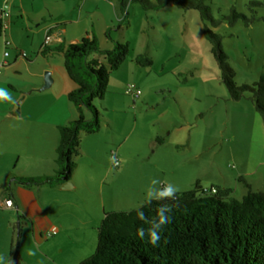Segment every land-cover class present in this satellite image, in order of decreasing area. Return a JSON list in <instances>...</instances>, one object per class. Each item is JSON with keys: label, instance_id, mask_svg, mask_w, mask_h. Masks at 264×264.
Segmentation results:
<instances>
[{"label": "rangeland", "instance_id": "rangeland-1", "mask_svg": "<svg viewBox=\"0 0 264 264\" xmlns=\"http://www.w3.org/2000/svg\"><path fill=\"white\" fill-rule=\"evenodd\" d=\"M102 1L90 5V10L99 9L95 33L102 49L111 50L116 42L128 43L130 54L112 73L105 98L94 101L101 130L82 135V144L86 135H96L95 142L102 138L109 145V156L95 151L90 158L81 151L82 156L76 158L71 183L78 188L68 191L85 199V214L97 202L102 221L109 212L140 209L153 188L162 187L165 181L176 185L179 193L195 189L201 181L209 189L229 190L230 197L238 200L251 191L264 192V117L256 108L253 93L248 92L240 101L233 99L205 34L208 25L222 37L239 85L256 84L264 74V0H204L219 24L205 20L199 9L175 4L156 11L131 2L123 10L120 0H114L119 3L117 8L109 0ZM81 4V0L60 2L61 10L68 14L80 12ZM108 23L112 25L110 36L105 27ZM73 30L78 36L76 24L71 26ZM7 51L12 52L0 44L1 61H10L4 58ZM48 56L54 57L59 85L65 80L76 84L66 70L64 57ZM139 57L150 59L151 64L139 63ZM131 85L142 91L140 98L128 93ZM84 113L89 119L94 117L89 108ZM153 180L160 183L153 185ZM35 189L40 196V188ZM69 212H73L71 208ZM51 222L39 218L38 230L52 242L55 237L48 231ZM71 223H75L74 218ZM33 234V225L24 213L0 206V264L11 263L18 244V264H54L41 257L31 258L27 247ZM98 246L96 241L88 248L87 258ZM63 248L54 245V260L65 258L66 264H73L68 261V251L61 252Z\"/></svg>", "mask_w": 264, "mask_h": 264}, {"label": "trees", "instance_id": "trees-1", "mask_svg": "<svg viewBox=\"0 0 264 264\" xmlns=\"http://www.w3.org/2000/svg\"><path fill=\"white\" fill-rule=\"evenodd\" d=\"M131 2L156 11L170 4L199 9L205 20L219 24L212 18L210 7L204 0H120L122 9L127 10ZM110 31L107 32L109 36ZM4 32L5 25L0 18V37ZM205 34L213 45L233 99L240 101L248 92L253 93L256 108L264 117V74L254 85H239L222 37L208 25ZM42 54H61L64 57L66 70L78 85L69 97L81 109V115L61 129L56 174L16 177L14 180L30 187H56L72 181L77 167L76 158L81 154L83 133L94 134L101 130L100 112L94 101L105 98L111 75L127 60L130 46L116 42L115 48L103 50L98 38L89 36L80 42L46 47ZM138 61L143 65L151 64V60L144 57H139ZM85 108L92 110L93 118L86 117ZM205 189L198 181L195 189L178 193L175 201L153 200L137 210L106 213L97 252L80 264H264V192L251 191L243 200H238L230 197L229 190L218 189L216 194L209 195ZM160 204L172 207V221L164 227L160 241L154 246L147 237L140 239L137 235L139 228L148 226L138 219L137 212L142 210L151 219ZM20 236L18 231V240ZM19 258L17 246L10 264H18Z\"/></svg>", "mask_w": 264, "mask_h": 264}, {"label": "crops", "instance_id": "crops-1", "mask_svg": "<svg viewBox=\"0 0 264 264\" xmlns=\"http://www.w3.org/2000/svg\"><path fill=\"white\" fill-rule=\"evenodd\" d=\"M96 1L81 0L80 12L75 10L68 14L61 10V0H0V12L6 5L10 6V15L1 19L5 32L0 37V44L7 49V41L13 42L9 56L4 53V58L10 61L0 59V67L5 66L3 71L0 68V206L28 217L34 228L28 253L31 258L41 257L54 261V264L67 263L65 258L54 260L53 247L57 243L64 247L61 252L68 251V261L73 264H80L88 257V248L100 240L102 216L99 202L90 205L85 214V199L80 200L79 193L68 191L71 189H64L63 185L30 188L14 178L54 175L59 168L61 129L78 119L81 109L69 97L77 85L69 80L59 85L54 57L51 59L42 52L46 47L76 43L89 36L97 37L95 21L100 16L99 9L90 10V5ZM109 2L116 8L119 6L117 1ZM70 15H78V18ZM74 24L80 30L78 36V31H71ZM105 27L109 30L112 25L108 23ZM48 36H52L49 44ZM49 70L55 78L54 84L42 90ZM96 137H84L82 154L87 153L91 158L95 151H103L109 156L108 142L102 138L95 142ZM78 168L75 174L79 172ZM35 188H40V196L35 194ZM76 188L78 185L75 183L72 189ZM9 198L14 200V208L6 207L5 202ZM66 213L69 219H66ZM39 218L52 221L48 231L55 237L54 241H49L42 230H38ZM71 218L75 223H71ZM55 227L57 232H54Z\"/></svg>", "mask_w": 264, "mask_h": 264}, {"label": "clouds", "instance_id": "clouds-1", "mask_svg": "<svg viewBox=\"0 0 264 264\" xmlns=\"http://www.w3.org/2000/svg\"><path fill=\"white\" fill-rule=\"evenodd\" d=\"M160 182L157 180H153L152 184L156 185ZM180 189L167 181L163 183L162 187H154L152 192L146 196V199L149 203L153 200L156 201H165L171 200L175 201L178 198V193ZM173 209L168 204H160L156 209L155 217L149 219L145 213L140 210L137 212V217L139 220L143 221L148 226L141 227L137 230V235L140 239L148 238V242L152 245H157L161 239V233L166 225L170 224L172 221V213Z\"/></svg>", "mask_w": 264, "mask_h": 264}, {"label": "built area", "instance_id": "built-area-1", "mask_svg": "<svg viewBox=\"0 0 264 264\" xmlns=\"http://www.w3.org/2000/svg\"><path fill=\"white\" fill-rule=\"evenodd\" d=\"M8 15H10V6L6 5L5 9H2L0 12V18L3 19V18H5V16H8ZM51 40H52V36H48L47 37V44H49L51 42ZM11 45H12V41L8 40L7 41V47H10ZM9 54L10 53L7 51L6 56H9ZM3 67H5L4 64H3ZM1 71H3V69H1ZM128 93L132 94L133 97L137 99V98L141 97L142 91L139 90L138 88H136L135 86L131 85L128 89ZM113 156H114V159L116 160V165L117 166L120 165V161H119V157H118L117 153H114ZM217 192H218L217 188H211V189L206 188L205 189V193L209 194V195L216 194ZM5 203H6L7 208H14V206H15L14 200L12 198L7 199ZM57 230H58L57 227H55L54 232H57Z\"/></svg>", "mask_w": 264, "mask_h": 264}, {"label": "water", "instance_id": "water-1", "mask_svg": "<svg viewBox=\"0 0 264 264\" xmlns=\"http://www.w3.org/2000/svg\"><path fill=\"white\" fill-rule=\"evenodd\" d=\"M45 80H46V83H45V86L43 87L42 90H47L53 86L55 79L52 75V72H47ZM63 187H64V189H72L74 186L71 182H68V183L64 184Z\"/></svg>", "mask_w": 264, "mask_h": 264}]
</instances>
